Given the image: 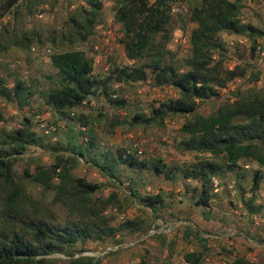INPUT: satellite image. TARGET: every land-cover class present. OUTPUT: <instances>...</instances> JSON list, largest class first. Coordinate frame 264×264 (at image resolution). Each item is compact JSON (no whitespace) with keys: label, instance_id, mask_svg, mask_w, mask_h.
<instances>
[{"label":"trees","instance_id":"obj_1","mask_svg":"<svg viewBox=\"0 0 264 264\" xmlns=\"http://www.w3.org/2000/svg\"><path fill=\"white\" fill-rule=\"evenodd\" d=\"M21 0H1L5 12L16 8ZM41 0L28 1L31 6ZM178 0H115V22L120 25V44L132 65H116L109 71L105 81L94 77V62L82 50H67L50 56L56 69L57 87L40 92L36 84L17 80L11 89L2 88L0 96L16 104L23 113L30 108L35 96L40 95L45 104L60 113V118L77 121L80 136L88 138L81 146L71 143L52 147L55 164L38 168L34 173L25 172V179L40 187L45 193L55 192L56 203L68 210L69 220L65 224L48 223L37 211L24 207L28 199L24 181L16 180L14 159L23 155L28 148L42 146L40 138L31 127V120L24 116L20 127L5 133L6 155L0 153V193L3 196V216L0 214V264H100L89 256L75 257L60 263L50 256L69 254L67 249L89 240H114L122 232L141 229L140 221H127L112 226L107 217L116 195L111 201L101 199L98 193L101 185L78 177L73 170L81 160H93L96 167L108 179L119 180V167L135 172L153 171L170 182H177L182 176L201 184L195 205L210 209L216 195L215 181L227 174H236L242 164L256 163L264 168V87L257 84L261 73L253 72L248 78L254 85L233 91L231 96L214 113L208 116L198 114L199 102L218 98L236 79L248 76L249 65H236L233 69L224 66L227 54L223 33L246 36L251 40V56H256L258 39L264 32L243 22L241 16L245 0H194L190 7L188 22L195 25L191 31V55L179 60L169 49L174 33L172 2ZM87 5L79 6L68 19L70 43L85 44L104 22L103 4L100 0H84ZM182 23L184 21L180 19ZM188 24V23H187ZM184 25V27L187 26ZM36 35V34H34ZM32 38L25 34L22 44L30 47ZM53 39V43H54ZM149 79L157 88L172 87L180 96L176 99L157 102L146 114L137 113L133 124L147 128H164L171 116L195 115L180 129L184 136L179 143L183 152L196 154L194 162L183 168L168 166L162 159H141L138 152L119 150L114 154L104 153L101 160L92 159L97 148L98 136L95 126L100 117L70 112L86 104L90 98L102 93L117 108H125L128 101L118 99L115 84H137ZM250 79V80H249ZM103 87V88H102ZM0 119L4 120L0 115ZM112 128L118 121L112 119ZM68 154V155H66ZM210 154L212 158L202 155ZM16 160V159H15ZM238 175V174H237ZM263 175L256 172L250 189V197L242 201L244 208L252 215L263 211L257 204V193ZM133 197L153 212L165 206L163 195L139 196L131 188ZM206 243V241H204ZM165 245V239L162 240ZM172 247V246H171ZM187 264H205L202 252L187 253ZM141 264H148L142 261ZM165 264H171L169 260ZM230 264H259L245 257H238Z\"/></svg>","mask_w":264,"mask_h":264},{"label":"rangeland","instance_id":"obj_2","mask_svg":"<svg viewBox=\"0 0 264 264\" xmlns=\"http://www.w3.org/2000/svg\"><path fill=\"white\" fill-rule=\"evenodd\" d=\"M28 1L31 0H21L18 7L5 12L0 0V90L13 88L19 79L27 84L35 83L42 93L56 88L57 83L51 77L56 76L57 71L51 64L50 56L67 50L84 51L94 62V77L101 82L106 80L109 71L116 65L127 66L134 63L126 57L119 42L121 33L120 25L115 22V0H100L103 4L104 22L85 44L69 42L67 25L75 9L81 5L87 6L84 0H41L33 6ZM193 3L194 0H180L173 12L174 33L169 49L179 60H185L191 55L190 36L195 25L188 22V17ZM254 17L264 27V14L258 13ZM109 32L111 37L108 45L104 34ZM25 34H30L32 38L28 48L22 44ZM65 34L68 36L67 40L63 39ZM221 38L227 48L225 68L249 65L248 76L236 83V90H245L254 85L248 78L258 71L261 77L255 85L264 87V67H259L255 63V57L251 56V40L246 36L226 33ZM258 44L264 48V36L258 39ZM113 90L118 99L128 101L125 108H117L101 91L86 104L70 112L92 117L103 115L95 126L98 143L92 159L101 160L104 153L112 155L119 150H136L141 159H162L171 167L183 168L195 161V153L183 152L179 148L184 137L180 129L187 121L193 120L195 115L171 116L161 129L138 126L132 122L137 113L147 114L151 107L157 106V102L178 98L180 94L177 90L172 87L157 88L151 79L132 85L115 84ZM232 92L223 90L220 97L199 102L197 113L211 115L227 101ZM0 115L4 119H0L1 154L6 155L9 149L5 145V133L20 127L23 115L31 120L32 130L43 139L42 146L30 147L23 155L12 158L16 180L24 181L26 185L28 199L24 203L25 209L37 211L48 223L65 224L69 220V213L54 201L55 192L45 193L40 187L31 184L24 178L25 172L34 173L38 168L54 165L55 154L52 147H60L66 143L81 146L88 138L80 136L81 128L77 121L61 119L60 113L47 106L40 95L33 98L30 108L23 113L16 104L9 103L0 96ZM112 119L118 121L115 128L110 125ZM202 156L212 158L210 154ZM119 171L118 181L108 179L93 160L89 159V162L81 160L73 173L89 182L100 184L102 188L98 195L101 199L111 201L112 195H116L113 206L107 211L112 226L136 220L140 221L141 229L122 232L114 240L78 243L67 249L70 255L57 253L50 258L63 263L71 255L79 257L88 253H103L108 247L135 242L133 247L111 251L104 257L94 259L99 260L100 264H141L142 261L148 264H165L167 260L171 264H187L185 255L195 251L205 254V264H230L238 257L264 264V209L261 213L252 215L242 203L249 199L254 175L260 172L263 180L257 193V204L264 207V168L258 164H242L238 173L227 174L222 180L215 181L218 182V187H215L216 195L211 201L210 209L195 205L201 188L197 181L185 180L179 175L177 182H170L153 171L135 172L123 166L119 167ZM131 188L139 196L163 195L165 206L153 212L133 197ZM3 213V196L0 193L1 216ZM159 223L173 225L169 236L159 235L141 240L148 235L153 225ZM1 231L0 222V233Z\"/></svg>","mask_w":264,"mask_h":264},{"label":"built area","instance_id":"obj_3","mask_svg":"<svg viewBox=\"0 0 264 264\" xmlns=\"http://www.w3.org/2000/svg\"><path fill=\"white\" fill-rule=\"evenodd\" d=\"M179 1L180 0L171 3V6L173 7L172 8L173 12L176 11V7H177ZM104 36H105V40L108 44L110 37H111V32L104 34ZM255 63L259 67H264V48L261 45H258V47H257L256 56H255ZM240 82H241V79L234 80L233 82L230 83L228 90L235 91L236 90V87H235L236 83H240ZM224 91L227 92V89ZM139 153H141V151ZM215 187L216 188L218 187V182H215ZM172 230H173V225L171 223H159L157 225H153L151 227V229L149 230L148 235L141 240H146L149 237H154V236H159V235L169 236L171 234ZM135 244H136L135 242L129 243V244L121 243V244H117L113 247L106 248L103 253H88V254H86V256L93 257V258L104 257L105 255L109 254L111 251L112 252L120 251V250L125 249V248L133 247Z\"/></svg>","mask_w":264,"mask_h":264},{"label":"crops","instance_id":"obj_4","mask_svg":"<svg viewBox=\"0 0 264 264\" xmlns=\"http://www.w3.org/2000/svg\"><path fill=\"white\" fill-rule=\"evenodd\" d=\"M245 8L242 11V20L246 24H251L261 31H264L263 25L254 17L258 13L264 14V0H245ZM254 262V261H252Z\"/></svg>","mask_w":264,"mask_h":264}]
</instances>
